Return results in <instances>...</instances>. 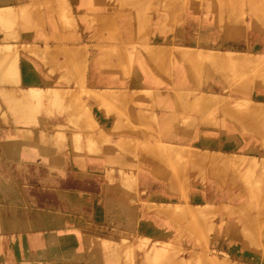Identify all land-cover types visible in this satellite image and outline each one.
Returning <instances> with one entry per match:
<instances>
[{"label":"rangeland","instance_id":"obj_1","mask_svg":"<svg viewBox=\"0 0 264 264\" xmlns=\"http://www.w3.org/2000/svg\"><path fill=\"white\" fill-rule=\"evenodd\" d=\"M1 9L0 21L7 24L16 17L36 19V25L41 22L34 6H23L19 13ZM20 50L43 57L48 47L0 45V59L13 65L12 73ZM178 54L179 60L194 66L195 79L200 82L207 70L219 77L222 88L217 94L178 92L177 111H168L172 116L157 141L118 145L129 162L100 164L97 174L83 166L67 179L56 172L45 182L61 179L59 183H64L53 187L54 195L46 196L44 189L26 184L41 183L44 171L12 164L0 150L6 173L1 166L0 172L12 188L0 189L1 262L264 264V55L189 50ZM32 89H40L39 94L32 95ZM82 95L70 90L19 89L12 98L4 96L0 110L3 118H8V111L18 113L24 123L44 124L45 118L63 122L51 123L49 128L75 130L72 139L76 144L86 140L90 152L98 143L108 142L102 131L93 135ZM32 102L39 108L32 110ZM170 131L176 133L175 141L170 140ZM80 150L84 151L77 146L76 152ZM12 175L23 180L26 190ZM27 194L40 199L35 202L37 209L45 208L39 222L53 223L45 227L44 246L54 242L55 254L37 252L23 237L11 233L16 231L8 226L10 222L16 226V219L27 221L34 208ZM58 224L62 227H54ZM16 242L27 246L25 253L16 249ZM65 244L72 247L68 252L63 251Z\"/></svg>","mask_w":264,"mask_h":264},{"label":"crops","instance_id":"obj_2","mask_svg":"<svg viewBox=\"0 0 264 264\" xmlns=\"http://www.w3.org/2000/svg\"><path fill=\"white\" fill-rule=\"evenodd\" d=\"M23 6L37 8L40 24L20 17L11 24L0 21V45H38L48 51L37 57L20 50L13 74L0 59V101L5 95L12 98L14 91L35 87L83 92L93 135L102 131L108 142L87 152L86 140L76 144L72 139L75 130L49 128L63 122L45 118L44 124L24 123L18 113L8 111V118H3L0 110L1 152L12 164L43 170L41 183L26 184L44 189L46 196L64 183L45 182L49 175L58 172L67 179L83 166L97 174L100 164L129 162L119 153L120 143L157 141L172 116L168 111H177L178 92L220 91L219 77L205 70L199 82L193 77L194 66L179 60L178 50L264 55V0H0V8L17 13ZM67 9L70 13H65ZM169 138L175 141L176 133L170 131ZM77 146L84 151L77 153ZM11 178L25 189L20 177ZM0 189H12L1 172ZM28 198L36 208L40 199ZM34 208L27 221L16 219V226L9 221L16 231L11 233L37 252L55 254L54 242L51 248L44 246L45 227L53 223L39 222L45 208ZM16 243V249L25 253L27 246ZM71 248L65 244L63 251Z\"/></svg>","mask_w":264,"mask_h":264},{"label":"bare ground","instance_id":"obj_3","mask_svg":"<svg viewBox=\"0 0 264 264\" xmlns=\"http://www.w3.org/2000/svg\"><path fill=\"white\" fill-rule=\"evenodd\" d=\"M0 11H3V9H1ZM1 15H5V13H4V12H1ZM12 66H13L12 64H9V66H8L9 69H8V68H7V69L10 70V71H12ZM4 67H5V66H4ZM5 68H6V67H5ZM10 68H11V69H10ZM7 69H6V70H7ZM14 72H15V71H13V73H14ZM10 73H12V72H10ZM13 73H12V74H13ZM11 76H12V75H11ZM13 76H14V75H13ZM24 90H25V89H24ZM26 90H31V88L26 89ZM39 90H40V89H32V91H33V92H32V95H36V96H37V94H39V93H38ZM36 96H34V97H35V98H38V97H39V95H38V97H36ZM23 97H24L25 99H28V98L25 97V96H23ZM34 97L32 96V98H34ZM20 98H22V97H20ZM35 98H34V99H35ZM28 100H29V99H28ZM31 101H32V100H31ZM31 101H30V103H31ZM34 102H35V101H34ZM28 104H29V103H28ZM32 104H33V102H32ZM36 104H37V103H36ZM36 104H35V105H36ZM35 105H34V104L31 105L32 110H33V109H37V108H39L37 105H36V106H35ZM27 107H28V106H27ZM23 114L26 115V113H24V112H23Z\"/></svg>","mask_w":264,"mask_h":264}]
</instances>
